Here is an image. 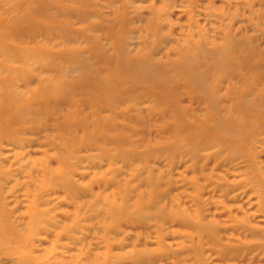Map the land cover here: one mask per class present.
<instances>
[{"label":"rangeland","instance_id":"1","mask_svg":"<svg viewBox=\"0 0 264 264\" xmlns=\"http://www.w3.org/2000/svg\"><path fill=\"white\" fill-rule=\"evenodd\" d=\"M264 264V0H0V264Z\"/></svg>","mask_w":264,"mask_h":264},{"label":"bare ground","instance_id":"2","mask_svg":"<svg viewBox=\"0 0 264 264\" xmlns=\"http://www.w3.org/2000/svg\"><path fill=\"white\" fill-rule=\"evenodd\" d=\"M16 263H17V264H24L25 261H22V259H17Z\"/></svg>","mask_w":264,"mask_h":264}]
</instances>
